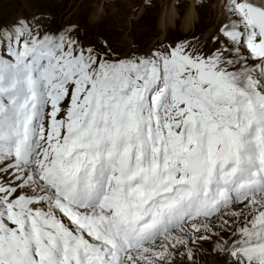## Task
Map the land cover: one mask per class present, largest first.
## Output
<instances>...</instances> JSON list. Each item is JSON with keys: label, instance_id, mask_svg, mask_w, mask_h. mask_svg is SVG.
I'll use <instances>...</instances> for the list:
<instances>
[{"label": "snow or ice", "instance_id": "obj_1", "mask_svg": "<svg viewBox=\"0 0 264 264\" xmlns=\"http://www.w3.org/2000/svg\"><path fill=\"white\" fill-rule=\"evenodd\" d=\"M217 7L124 53L0 21V264H264V0Z\"/></svg>", "mask_w": 264, "mask_h": 264}, {"label": "rangeland", "instance_id": "obj_2", "mask_svg": "<svg viewBox=\"0 0 264 264\" xmlns=\"http://www.w3.org/2000/svg\"><path fill=\"white\" fill-rule=\"evenodd\" d=\"M174 1L151 0L148 3L145 0L140 5L142 0H0V21L7 24L19 16L46 14L54 26L77 25L85 44L103 45L107 41L120 53L132 49L147 51L162 42L176 40L197 38L201 44L210 42L211 24L216 14L211 12L215 7L209 6L215 5V0H196L198 6L194 15L197 23L189 33L184 32V13L191 0L176 2L175 14H167L168 5L171 7ZM164 17L172 24L166 32L161 24ZM203 248L200 264H226V258L213 252L212 244L206 243Z\"/></svg>", "mask_w": 264, "mask_h": 264}, {"label": "bare ground", "instance_id": "obj_3", "mask_svg": "<svg viewBox=\"0 0 264 264\" xmlns=\"http://www.w3.org/2000/svg\"><path fill=\"white\" fill-rule=\"evenodd\" d=\"M130 1V0H129ZM151 0H148V3L150 2ZM170 1V0H169ZM181 2V0H175L174 1V4H172L171 3V7L168 5V7H167V14H168V12H169V14L171 13H173V14H175V12H176V2ZM203 1H207V0H203ZM211 1H213V0H211ZM133 2V1H132ZM143 2H145V0H142V2L140 3V5L141 4H143ZM191 2V5H190V7L186 10V12L184 13V14H186V16L184 17V32H186V33H189V32H191V30L195 27V25H196V23H195V10H196V8H197V6H198V3H196V0H191L190 1ZM209 2V1H208ZM170 3V2H169ZM196 3V4H195ZM218 3H219V0H215V5H211V6H209V7H211V9H212V7L214 6L215 7V9L213 8L212 10H211V12H213V14H216L215 15V18H214V22H212V24H211V27H212V30L210 31V34H209V37L211 36V35H213V33H214V31H215V29L214 28H216V23H217V18H218V7H217V5H218ZM166 6V5H165ZM164 6V7H165ZM134 7H136V6H134ZM162 7V6H161ZM182 7V6H181ZM169 8V9H168ZM163 9V8H162ZM164 14V13H163ZM173 19H174V17L173 18H171L170 20L171 21H173ZM162 21H161V24H162V28H163V30H164V32H166L167 31V29H168V27L170 26V25H172V24H170V22L167 20V17H164V18H162L161 19ZM167 20V21H166ZM175 20H176V16H175ZM165 22H167V23H165ZM168 22H169V24H168ZM172 23V22H171ZM166 24V25H165ZM194 24V25H193ZM161 29V28H160ZM208 37V38H209Z\"/></svg>", "mask_w": 264, "mask_h": 264}]
</instances>
